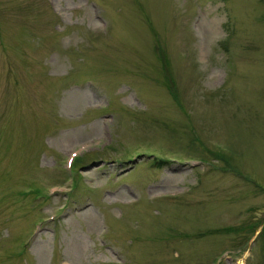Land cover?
I'll return each mask as SVG.
<instances>
[{
    "label": "rangeland",
    "instance_id": "obj_1",
    "mask_svg": "<svg viewBox=\"0 0 264 264\" xmlns=\"http://www.w3.org/2000/svg\"><path fill=\"white\" fill-rule=\"evenodd\" d=\"M0 264H264V0H0Z\"/></svg>",
    "mask_w": 264,
    "mask_h": 264
}]
</instances>
